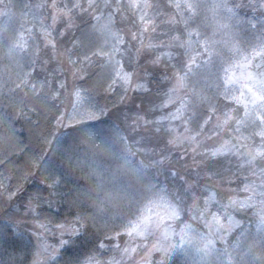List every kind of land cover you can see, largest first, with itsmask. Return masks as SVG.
Instances as JSON below:
<instances>
[{
    "label": "snow or ice",
    "instance_id": "1",
    "mask_svg": "<svg viewBox=\"0 0 264 264\" xmlns=\"http://www.w3.org/2000/svg\"><path fill=\"white\" fill-rule=\"evenodd\" d=\"M24 9L14 32L0 24V95L22 118L32 98L47 107L67 96L71 109L58 110L39 156L3 121L0 142L26 159L15 185L0 177V200L15 209L0 217V264H172L176 254L180 264H264V0H168V11L156 0H42ZM11 14L0 0V16ZM96 66L121 102L153 85L157 99L113 117L92 102L95 83L81 86ZM68 74L81 84L69 88ZM174 152L179 170L167 167ZM221 159L229 167H209ZM85 167L93 183L61 191ZM37 174L43 187L23 196L20 180Z\"/></svg>",
    "mask_w": 264,
    "mask_h": 264
},
{
    "label": "trees",
    "instance_id": "2",
    "mask_svg": "<svg viewBox=\"0 0 264 264\" xmlns=\"http://www.w3.org/2000/svg\"><path fill=\"white\" fill-rule=\"evenodd\" d=\"M9 2V0H6ZM11 2V15L10 16H0V24H7L9 33L14 32L20 26V18L19 13L21 11H26L24 9V5L28 3H37L42 2V0H10ZM162 7V10L168 11L167 4L168 0H156ZM77 27H82L83 25L79 20L76 21ZM59 27H63L62 24L58 25ZM78 35V31L73 29L72 31L66 32L65 36L62 38L63 46H70L69 41L73 38V36ZM159 37V32L156 34ZM162 38V37H161ZM57 39L60 40L61 37L57 34ZM41 47V58L47 59L48 56L44 55V45L42 41H38ZM50 55V52H49ZM7 61L0 57V72H4V65H7ZM49 70L55 67L54 63L49 64ZM14 71V69H13ZM36 71L39 73L38 79H44L46 73L37 65ZM90 73L92 74V78L86 80L81 86L85 88H90L94 83L96 84L95 90L92 92V102L97 103L99 105L107 104L109 107V111L113 117L120 116L121 120H123V115L127 114L128 116H134L137 112V105L144 104L147 105V101L149 99L156 100V91L157 88L153 85V91L148 96H143L140 93H133L129 92L128 96L125 98L123 102H121L118 97L122 95V92L117 89L115 93L113 92H106L104 87H101L98 78L96 77V73L101 72V69L96 66L90 68ZM161 72L156 71L153 73V79L156 81L160 80ZM63 79V75L60 77ZM69 88H71L72 83L81 84L80 81H73L70 74L67 76ZM19 95V94H18ZM71 107V99L67 96H63L61 101H57L53 104L51 101L47 102V107H44L39 99H27L25 101L24 110L28 112L27 117L22 118L20 115L17 114V106H13L10 103L9 99L5 96L0 95V135H6V128L3 124L4 120L11 121L15 128L20 132L25 139L26 143L30 144L32 152L36 155H43L45 151L48 149V145L44 143V137L49 136L50 131H53L55 128V117L59 115V111H63L65 109H69ZM28 109H33L32 111H28ZM59 110V111H58ZM130 123V121H129ZM182 130V129H181ZM60 132L66 131V129L60 128ZM50 138V137H49ZM55 147V146H54ZM49 155H54L53 153H49ZM8 157L10 163L5 166H0V177H11V180L5 179L6 184L15 185L17 179L20 177L21 170L23 169V161L26 159L25 157L21 156L9 143L0 142V161H3L5 157ZM103 163L109 164L110 161L105 160L103 157H98ZM196 159L199 161L200 157L197 156ZM188 165L192 164L191 159L187 161ZM185 161L178 160L176 158L175 152L172 155V159L167 165V167H175L176 169H181L182 165ZM209 167H213L216 171H220L223 168L229 167L228 162L226 160H218L214 165H209ZM187 171H191L189 168ZM87 173V168L85 167L83 171L77 169L74 175L68 176V184L61 188V191L68 192L69 188L73 185H78L80 187H87L90 186L93 181L86 180L84 177ZM168 175L165 172L163 175L160 176L161 180H164L165 177ZM206 179V178H205ZM20 183L24 185L25 192L23 196H27V194L35 191L38 187H43L39 183L38 174L36 176H29L26 180L21 179ZM235 186V185H233ZM47 196V192L44 193ZM12 202H5L0 200V217H2L5 213L10 211H14V207L10 208L9 204ZM18 203V202H17ZM46 207V205H45ZM67 211V205L61 204V212ZM143 253H141V256ZM149 259L159 260L161 256L156 253H153ZM183 257L180 254H176L170 257L172 264H180V261Z\"/></svg>",
    "mask_w": 264,
    "mask_h": 264
},
{
    "label": "rangeland",
    "instance_id": "3",
    "mask_svg": "<svg viewBox=\"0 0 264 264\" xmlns=\"http://www.w3.org/2000/svg\"><path fill=\"white\" fill-rule=\"evenodd\" d=\"M71 84H73V83L71 82ZM70 109H71V107L68 110H70ZM136 259H140V257H136Z\"/></svg>",
    "mask_w": 264,
    "mask_h": 264
}]
</instances>
